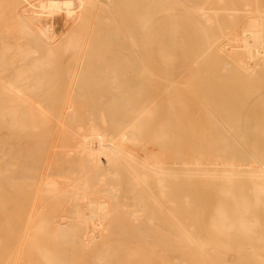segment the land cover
Wrapping results in <instances>:
<instances>
[{
	"label": "bare ground",
	"instance_id": "6f19581e",
	"mask_svg": "<svg viewBox=\"0 0 264 264\" xmlns=\"http://www.w3.org/2000/svg\"><path fill=\"white\" fill-rule=\"evenodd\" d=\"M0 264H264V0H10Z\"/></svg>",
	"mask_w": 264,
	"mask_h": 264
},
{
	"label": "rangeland",
	"instance_id": "374dc122",
	"mask_svg": "<svg viewBox=\"0 0 264 264\" xmlns=\"http://www.w3.org/2000/svg\"><path fill=\"white\" fill-rule=\"evenodd\" d=\"M10 0H0V10L5 9V3H8Z\"/></svg>",
	"mask_w": 264,
	"mask_h": 264
}]
</instances>
